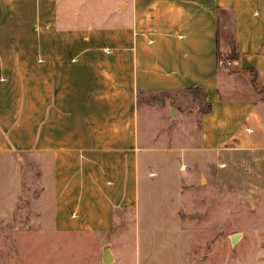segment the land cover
<instances>
[{
    "label": "crops",
    "instance_id": "1",
    "mask_svg": "<svg viewBox=\"0 0 264 264\" xmlns=\"http://www.w3.org/2000/svg\"><path fill=\"white\" fill-rule=\"evenodd\" d=\"M100 1L0 0V221L16 212L23 166L34 163L28 228L107 241L135 214L137 264H178L179 239L188 264L176 216L184 190L264 188V0H115L102 14ZM230 34L240 55L228 65L242 82L221 64ZM194 87L212 106L195 146L142 126L141 110L157 112L143 97Z\"/></svg>",
    "mask_w": 264,
    "mask_h": 264
},
{
    "label": "rangeland",
    "instance_id": "2",
    "mask_svg": "<svg viewBox=\"0 0 264 264\" xmlns=\"http://www.w3.org/2000/svg\"><path fill=\"white\" fill-rule=\"evenodd\" d=\"M99 3L102 14L114 11L116 2ZM226 27L230 30L229 23ZM223 48L222 67L229 68L227 73H236V80L242 82L243 74L228 65L230 48L228 52ZM224 80L222 72V83ZM247 92L235 91L229 95L243 97ZM140 102L143 108L154 106L157 110L151 111L150 117L145 109L141 110L142 126L160 128L168 145L197 144L201 110L190 95L145 96ZM23 167V193L18 208L11 218L0 221V264H107V254L111 257L112 252L117 259L113 264H137L135 214L121 215L116 230L106 238L108 242L85 235H41L36 229L28 228L32 214L37 212L40 186L36 164L27 163ZM152 216L141 214V220L148 218L157 223V218ZM176 216L189 236L188 264H264V188L252 191L220 189L214 185L186 188L182 208ZM234 236H238L237 240H233ZM175 247L178 264H182V240L172 248Z\"/></svg>",
    "mask_w": 264,
    "mask_h": 264
},
{
    "label": "trees",
    "instance_id": "3",
    "mask_svg": "<svg viewBox=\"0 0 264 264\" xmlns=\"http://www.w3.org/2000/svg\"><path fill=\"white\" fill-rule=\"evenodd\" d=\"M229 48H230L229 62L237 61L240 54L238 51V45L235 36L233 34L229 35ZM252 83L256 89H259L257 85V79L255 76L252 77ZM179 93H187L188 95H190L193 103L200 108L202 115L208 114L212 111V106L207 103V94L204 90L198 87H194ZM170 95L171 94L169 93L162 94V96H170Z\"/></svg>",
    "mask_w": 264,
    "mask_h": 264
},
{
    "label": "water",
    "instance_id": "4",
    "mask_svg": "<svg viewBox=\"0 0 264 264\" xmlns=\"http://www.w3.org/2000/svg\"><path fill=\"white\" fill-rule=\"evenodd\" d=\"M238 236H234L233 240H237ZM108 255V254H107ZM108 258V257H107ZM106 258V261L108 262V259Z\"/></svg>",
    "mask_w": 264,
    "mask_h": 264
}]
</instances>
